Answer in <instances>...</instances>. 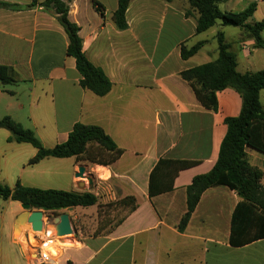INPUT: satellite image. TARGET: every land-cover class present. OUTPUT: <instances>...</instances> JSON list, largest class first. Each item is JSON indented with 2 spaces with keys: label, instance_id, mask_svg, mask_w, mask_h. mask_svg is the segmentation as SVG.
Returning <instances> with one entry per match:
<instances>
[{
  "label": "crops",
  "instance_id": "1",
  "mask_svg": "<svg viewBox=\"0 0 264 264\" xmlns=\"http://www.w3.org/2000/svg\"><path fill=\"white\" fill-rule=\"evenodd\" d=\"M0 1L22 7L0 8V66L11 67L20 79L6 85L14 90L0 87V96H6L0 97V119L8 116L23 127L28 123L46 148L64 143L76 123L98 126L123 150L109 167L87 166L73 157L45 158L32 166L26 163L16 176L14 186L91 192L98 199L94 206L60 211L69 215L75 233L72 243L60 245L52 264H230L223 253L246 255L264 248V238L242 247L228 244L240 198L226 187L206 190L185 230L177 228L186 212V188L213 168L226 133L224 121L238 116L242 105L238 93L225 89L216 93L217 110H208L180 74L217 58V31L235 54L239 73L263 70L264 48H254L253 40L241 41V29L228 32L220 23L209 29L210 38H201L209 30L196 34L197 13L187 0H130L124 30L113 21L117 0H61L68 5L69 21L79 28L84 55L111 82L108 94L98 97L80 87L75 60L67 55V35L54 11L41 6L44 0ZM251 3L256 4L253 16L261 8L264 19V0H228L219 9L236 14ZM198 42H204L202 48L182 59L180 46ZM259 101L264 109V90ZM9 137L0 131V181L5 183L13 179L7 171L2 175L6 156L11 162L19 152L29 160L36 155L29 144L9 142ZM246 154L250 165L263 172L264 188V155L252 149ZM160 160L196 165L178 173L172 191L150 197V174ZM82 165L95 175L102 167L108 182L93 179L88 184L76 178ZM129 197L136 206L132 211L128 203L121 204ZM109 204L117 207L112 218L124 214L110 228L98 229V207ZM18 205L10 246L0 247V264H30L24 239L33 231L18 222L23 213Z\"/></svg>",
  "mask_w": 264,
  "mask_h": 264
},
{
  "label": "trees",
  "instance_id": "2",
  "mask_svg": "<svg viewBox=\"0 0 264 264\" xmlns=\"http://www.w3.org/2000/svg\"><path fill=\"white\" fill-rule=\"evenodd\" d=\"M228 0H187L190 10L197 13L196 34H201L220 23L222 27L241 29V41L253 40L254 48H264V19L250 23L256 10L251 3L240 13H226L219 5ZM130 0H117L113 21L119 30L127 28L126 11ZM41 6L52 9L67 38V55L75 60L82 89L103 97L111 89V82L104 72L95 67L84 55L79 28L68 19V5L61 0H44ZM0 8L20 10L21 6L0 1ZM189 14V12H187ZM218 56L209 63L183 71L180 76L190 84L198 101L208 110H217L216 93L232 89L241 98V110L238 116L226 118V133L219 148L217 161L206 174L197 175L186 188V212L178 224L183 232L202 194L215 187H226L235 191L240 201L233 210L228 244L242 247L264 238V188L261 184L263 172L250 165L247 149L264 155V109L259 101V93L264 90V69L258 72L239 73L236 69V56L230 51L224 34L217 31ZM204 45L198 42L190 48L180 46L182 59L193 57ZM20 82L15 71L8 66H0V87ZM0 129L10 133L9 142L29 144L36 155L27 162V166L39 163L45 158H71L76 162H87L109 167L123 154L114 141L94 125L76 123L64 143L51 148L44 147L34 132L20 123L5 116L0 119ZM195 162L160 160L152 170L149 179V196L154 197L173 190V183L182 170L195 166ZM0 197L3 200L27 204L31 210L58 214L60 211L75 207H90L97 204V197L91 192H74L56 189H38L25 187L17 183L9 188L0 184ZM130 210L135 209L134 199L121 200Z\"/></svg>",
  "mask_w": 264,
  "mask_h": 264
},
{
  "label": "rangeland",
  "instance_id": "3",
  "mask_svg": "<svg viewBox=\"0 0 264 264\" xmlns=\"http://www.w3.org/2000/svg\"><path fill=\"white\" fill-rule=\"evenodd\" d=\"M262 14H263V12L260 8L256 12V14L253 16V19L252 18L250 19V23L261 21L263 18ZM213 29H217V26H214ZM213 29L209 30L206 34L201 36V38H205V37L210 38ZM235 29H237V28L227 27L228 32L235 31ZM5 88L8 90H14L15 89V87H12V86H6ZM0 97H2V99H5L6 96L2 95ZM1 103H4V102L2 101ZM24 128L29 129L32 127L30 125H28V123H26ZM0 131H4L5 133H9V132H7V130L0 129ZM4 146H5V149L8 150V147L5 144H4ZM7 153H9V151ZM8 160H9V156H6L5 159L2 160V166H1L2 175H5L4 172L7 171V173L13 177V179L9 180L8 182L6 181V183L4 181H0V184L3 186H7L9 188H12L14 186V184L16 183V176H19L21 174V170H22L23 165H25L29 159H28V155H26V153L19 152L18 154L13 156V160L11 162H8ZM5 162H7V164ZM84 164H86L88 166V164H90V163L85 162ZM97 166H100V165H97ZM102 167H106V166H102ZM102 167L98 168L96 175L89 172L88 176L92 177V179L98 181V183H107L108 180H105V178L108 177V173ZM85 181L88 182L87 180H85ZM100 185H103V184H100ZM18 204H17V202H9V201L3 200L0 197V247L3 246L4 249H6L10 246L11 228H12V224H13V220L15 218V215H16L17 211L19 210ZM20 207H21V204H20ZM116 208L117 207L114 206V204H109L106 206L98 207V212H99L98 229L99 228L101 230L108 229L111 226H113L114 224H116V222L118 221L120 216H122L124 214L123 212H119L116 214V216L114 218H112L114 213H116V211H115ZM38 211H41V210H38ZM61 213L62 212H59V214H61ZM58 215H56V214L51 215V214L47 213L46 217L47 218L52 217V216L57 217ZM46 217H45V219H46ZM18 222L21 223V220L19 219ZM20 228L24 229V227H22V226H20ZM45 231H46L47 236H54L53 227H51V224H48V223L46 224ZM13 236H14V233H13ZM22 237H23V235H22ZM72 237H73L72 235L66 236V238H72ZM54 247H56V244L53 245L52 247H50L51 253L53 256H57L60 254V252L52 249ZM13 248L15 250L17 249V247H13ZM255 255H257L256 261L254 258ZM222 259L225 261H230V264H261L264 260V248H261V247L260 248H253L250 250V252H248V253L246 252V255H238V254L233 253V252H225L222 254Z\"/></svg>",
  "mask_w": 264,
  "mask_h": 264
},
{
  "label": "water",
  "instance_id": "4",
  "mask_svg": "<svg viewBox=\"0 0 264 264\" xmlns=\"http://www.w3.org/2000/svg\"><path fill=\"white\" fill-rule=\"evenodd\" d=\"M88 171L85 166H79L78 172L75 173V177L87 180L88 184H91L93 179L92 177L88 176ZM21 208L23 209V213L20 215L18 220L20 219L23 223H28L30 228L34 232H41L43 228H46V224H51L53 227V233L55 237H66L69 235H73L75 233L74 228L71 224L70 217L67 213H61L57 217L52 216L47 218L45 212L34 210L32 211L30 206L27 204H21ZM72 208H69L68 211H71ZM46 217V223L44 225L43 219ZM73 240L69 238H64L60 240L62 244H69L72 243Z\"/></svg>",
  "mask_w": 264,
  "mask_h": 264
},
{
  "label": "built area",
  "instance_id": "5",
  "mask_svg": "<svg viewBox=\"0 0 264 264\" xmlns=\"http://www.w3.org/2000/svg\"><path fill=\"white\" fill-rule=\"evenodd\" d=\"M44 225L46 223V219H43ZM45 231V227L41 232H30L27 234L26 239H24V245L28 249V253L30 255V264H52L54 262L55 257L51 253L50 247L56 244V247L52 248L56 251L60 252V240L66 237H55V236H47L42 237ZM61 253V252H60Z\"/></svg>",
  "mask_w": 264,
  "mask_h": 264
},
{
  "label": "bare ground",
  "instance_id": "6",
  "mask_svg": "<svg viewBox=\"0 0 264 264\" xmlns=\"http://www.w3.org/2000/svg\"><path fill=\"white\" fill-rule=\"evenodd\" d=\"M21 233H22V232H21ZM22 235H23V234L20 235V238H22ZM62 239H64V238H62ZM62 239H61V240H62Z\"/></svg>",
  "mask_w": 264,
  "mask_h": 264
}]
</instances>
